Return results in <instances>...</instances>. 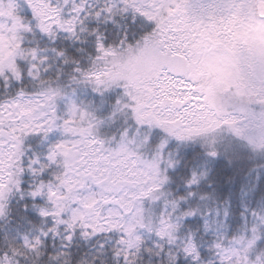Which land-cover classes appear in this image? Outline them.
<instances>
[{
  "label": "snow or ice",
  "instance_id": "1",
  "mask_svg": "<svg viewBox=\"0 0 264 264\" xmlns=\"http://www.w3.org/2000/svg\"><path fill=\"white\" fill-rule=\"evenodd\" d=\"M0 264H264V0H0Z\"/></svg>",
  "mask_w": 264,
  "mask_h": 264
}]
</instances>
